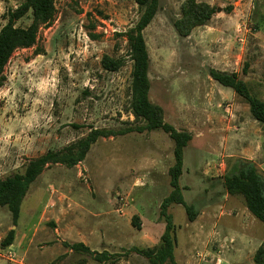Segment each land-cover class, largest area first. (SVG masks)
I'll list each match as a JSON object with an SVG mask.
<instances>
[{"label": "rangeland", "instance_id": "374dc122", "mask_svg": "<svg viewBox=\"0 0 264 264\" xmlns=\"http://www.w3.org/2000/svg\"><path fill=\"white\" fill-rule=\"evenodd\" d=\"M21 1L0 0V28ZM53 1L51 23L40 27L34 45L16 50L4 68L0 179L92 129L109 135L99 137L72 167L50 163L30 184L16 225L0 206V264H152L141 251L159 244L165 225L160 204L172 190L174 158L169 135L160 129L137 131L144 122L129 109L132 60L125 32L141 10L134 0ZM184 1L160 0L143 31L149 97L165 122L191 134L179 185L196 216L190 221L183 205L168 207L174 259L178 264H242L240 258L252 264L253 246L239 244L228 228L257 224V248L264 242V227L241 195L226 193L222 176L231 158L251 154L237 148L238 130L255 131L248 148L255 147L253 159L260 158L264 123L231 88L212 79L209 69L238 73L264 100V0H195L215 12L183 36L174 21ZM29 23L30 13L15 21L21 27ZM104 56L119 59L120 67L104 69ZM245 63L249 67L243 74ZM10 229L13 242L2 247ZM226 236L234 239L229 243ZM83 237L93 251L71 248ZM100 253L107 258L100 259Z\"/></svg>", "mask_w": 264, "mask_h": 264}, {"label": "trees", "instance_id": "16d2710c", "mask_svg": "<svg viewBox=\"0 0 264 264\" xmlns=\"http://www.w3.org/2000/svg\"><path fill=\"white\" fill-rule=\"evenodd\" d=\"M141 10L137 22L125 32L128 51L132 60L130 81L131 114L144 123L137 127V131H151L160 129L167 133L173 141L174 164L169 169L172 190L163 198L160 204L159 216L165 225L160 241L156 248L141 251L152 264H177L174 259L175 235L174 225L168 207L175 203L183 205L187 218L192 221L196 212L192 205L184 202L179 177L182 173L183 149L191 139L187 131L177 130L163 119V112L149 97L150 80L148 77L149 56L143 36L144 29L149 25L160 6V0H134ZM215 8L204 2L185 0L181 4V16L174 21V27L180 35H188L199 25L206 24ZM30 13V23L26 27L16 26L15 21ZM55 14L53 0H22L6 15V23L0 28V86L5 81L4 68L11 55L18 49L29 48L34 45L38 29L51 23ZM102 66L107 70L120 67V60L108 56L102 58ZM249 64L245 63L242 73L246 74ZM209 75L222 86L231 88L249 106L252 117L264 123V101L251 93L249 87L236 72H226L209 69ZM109 132L103 129H92L84 137L67 145L62 150H49L24 166L22 171H16L0 179V206H5L11 213L13 225L19 217L21 201L26 195L30 184L42 173L50 163H61L72 167L82 161L91 146L99 137L107 136ZM222 185L226 193L241 195L247 210L264 226V173L251 160L234 157L228 161L222 176ZM132 217V224L139 228V224ZM14 229H10L1 242L2 247L12 244ZM74 250L91 251L81 242L70 245ZM100 259H106L107 254H99ZM254 264H264V246H259L253 255Z\"/></svg>", "mask_w": 264, "mask_h": 264}, {"label": "crops", "instance_id": "0c3cea01", "mask_svg": "<svg viewBox=\"0 0 264 264\" xmlns=\"http://www.w3.org/2000/svg\"><path fill=\"white\" fill-rule=\"evenodd\" d=\"M237 29L240 30V27H237ZM237 134H238V136H236V137H238V139H241V141H239V144L237 145V148H241L246 153L249 151L251 154L244 156V158L252 160L260 168V170L264 173V148H263V146L262 145L259 146L258 154H259L260 158H258L257 161L255 159H253V157L255 156L253 154H257V150L255 149V147H253L251 145V148H248L250 143H252V136L255 134V131L254 130H238ZM259 136H261L260 138H262V135L259 134ZM262 139H263V143H264V135H263ZM227 141H229V139L226 138V142ZM236 141L237 140H235V142ZM244 146H245V148H244ZM252 221H255V220L252 219ZM262 226H263V224H262ZM257 230H258V226L255 223H253V225H251V226H243L241 224V226L238 228H233V227L228 228V231H229V234L231 237L233 236L238 242L241 241V243L239 242V244H243L244 247L253 246V252H255L259 246H261V245L264 246V242H262L259 244V246L257 248H255L254 241H255V233H257ZM90 234H91V231L88 232V235H90ZM230 236H226L224 238V240L226 239L227 242L230 243L234 239V238L233 239L230 238ZM77 242L83 243L84 245L90 247V249L93 251V249L91 248V244L89 242V238L83 237V238H80L79 240H77ZM228 258H230V257L228 256ZM239 260H240L239 262H241L242 264H243V262H245V260L242 261L240 258H239ZM253 263H254V261H253Z\"/></svg>", "mask_w": 264, "mask_h": 264}]
</instances>
